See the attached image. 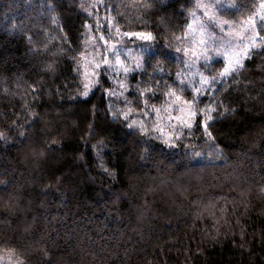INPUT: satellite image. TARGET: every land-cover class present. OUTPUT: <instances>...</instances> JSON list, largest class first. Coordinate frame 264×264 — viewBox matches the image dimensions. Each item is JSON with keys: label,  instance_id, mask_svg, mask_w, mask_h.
Here are the masks:
<instances>
[{"label": "trees", "instance_id": "trees-1", "mask_svg": "<svg viewBox=\"0 0 264 264\" xmlns=\"http://www.w3.org/2000/svg\"><path fill=\"white\" fill-rule=\"evenodd\" d=\"M232 1L241 18L258 0ZM193 4L103 0L115 26L154 37L135 83H153L155 66L176 72ZM88 5L0 0V253L17 264H264V46L214 93L212 138L197 116L171 147L127 127L100 87L80 95Z\"/></svg>", "mask_w": 264, "mask_h": 264}, {"label": "rangeland", "instance_id": "rangeland-1", "mask_svg": "<svg viewBox=\"0 0 264 264\" xmlns=\"http://www.w3.org/2000/svg\"><path fill=\"white\" fill-rule=\"evenodd\" d=\"M196 2L208 5L206 9H201L200 11H207L209 16L215 14L217 19L221 22L223 33L226 35L232 33L244 34L248 28L253 27L252 20L254 19L255 25L252 36L255 37V42L260 45L259 48L264 46V40L260 39L264 36L260 33L259 20V16H264V0H258L251 12L241 18H232L228 14V11L233 9L232 7H229V5L234 3L232 0H224L225 7L219 10L216 9L215 5L211 4V0H196ZM102 4L103 0H89L87 8L89 19L84 31L83 52L80 55L77 64L81 76V93L84 91L83 85L85 83L89 84L92 89L89 92V95L96 88H99V85H103V87L100 88L110 98L111 110L114 113L121 114V116L129 111L135 113L128 117V121L131 123L135 120L138 125H141L139 129L142 132L153 134L152 136L162 140L164 143L167 140V145L174 144L175 142V140H170L169 137H181L186 132H189L188 129L173 132L171 125L177 124V120L173 119L170 121V116L181 117L188 123L192 124V127L196 117L200 116L201 109L205 110V120L209 114L213 117L214 111L208 113L207 110L209 108L214 109L212 97L225 80L219 81L213 85L212 94L206 93L194 100V89L199 87L195 82L194 77L196 76V73L199 72L204 77L211 79L213 75L221 72L227 65L228 59L233 57V51L230 50L226 44H221L219 46L212 44L209 48L202 47L199 41L206 39V37L203 36L200 31L196 30L195 21L190 16L189 22L186 25L183 34L180 36L182 40L178 42L176 48L189 49L191 52H194L195 55H187L183 52L173 51L174 65L176 67V72L174 74H170V70L166 69L164 72L160 67L155 66L153 68V72L155 73H149L150 80H152L151 82L153 83H149L147 80H144L143 82L141 78L135 83L132 80V76L144 69L146 57L152 52V48L145 51L141 47L145 44L144 41L133 38L134 42H129L127 37H124L122 34H147L149 32L143 30L125 31L120 29L113 24L112 18L109 14L104 12ZM200 11H197L195 4H193L190 14L195 12L200 20H204V17L200 15ZM189 24L193 25L194 31L187 33L186 36V29ZM106 27L118 28L121 34L119 39L110 38L109 32L105 30ZM207 31L213 32L216 36L221 35L220 29L209 27ZM116 35L115 32L111 34L112 37H115ZM101 36L108 42L109 46L117 45L119 47L121 41L123 42L124 46L120 47L119 59L124 67L134 69L137 62H139L142 67L135 71L130 70L125 73L120 65L116 63V59L113 57L111 51L105 50L103 42L99 39ZM246 46L250 47L247 42ZM213 48L215 49V52L212 51ZM237 50H243V48ZM202 52H206L209 56L215 57L211 61V69H206L203 66L204 61L196 58ZM217 52L223 53V55L216 56ZM252 52H250V54ZM104 59H107L109 64L113 65V67H109L106 70L103 65ZM190 61L194 63L190 64ZM218 61H221V64L218 63ZM96 64H100L101 67L97 69L95 67ZM155 77H157V79H155ZM177 80L189 81V83L185 87L179 85ZM152 84H154V86H152ZM170 91L175 92L176 97H179L178 101L175 97L167 95ZM178 104L182 109L181 111L176 110ZM152 108L158 110L155 115L151 112ZM193 112L196 113L195 116L192 115ZM141 113L144 114L142 115ZM156 129H163V132L160 133L156 131ZM0 264H17V259L9 253H0Z\"/></svg>", "mask_w": 264, "mask_h": 264}, {"label": "snow or ice", "instance_id": "snow-or-ice-1", "mask_svg": "<svg viewBox=\"0 0 264 264\" xmlns=\"http://www.w3.org/2000/svg\"><path fill=\"white\" fill-rule=\"evenodd\" d=\"M193 3L195 4V7L197 9V11H200L201 9H206L208 7V5H205L203 3H197L196 0H193ZM211 4L215 5L216 9H223L225 7V2L224 0H211ZM144 7H147V5H144ZM229 7L232 8H237L236 4H231L229 5ZM239 10V9H237ZM200 15L204 17V20H200L196 13L193 12L190 14V16L192 17V19L195 21L196 24V30L200 31L201 34L203 36L206 37V39H202L199 41L200 45L204 48H209L210 45L212 44H216L217 46L221 45V44H226L227 47L233 51V57L228 59V63L227 65L223 68V70L221 72H218L216 75H213L211 77V79H208L207 77H204L201 73L197 72L196 76L194 77L195 82L199 85V87L194 89L195 92V97L194 100L197 99L199 96L205 95L207 94H212L213 92V85H215L216 83H218L219 81L222 80H226L229 77H234L237 73H239V71L244 67L243 64V60L244 59H250V52L255 51L256 49H258L260 47L259 44H257L255 42V37L252 36V32L254 31V25H255V20H252V24L253 27L252 28H248L246 30V32L244 34H236V33H232L229 35H226L223 33V27L221 25V22L217 19L216 15L213 14L211 16L208 15L207 11H200ZM259 20H260V30L264 31V16H259ZM211 27L213 29H220L221 31V35L216 36L213 34V32L211 31H207V29ZM106 31L109 32L110 34V38H114V39H119V36L121 35L119 32L118 28H107L105 29ZM193 25L189 24L187 29H186V36L187 33H191L193 32ZM115 32L117 35L115 37H112L111 34ZM124 37H127L129 42H134L133 38L144 41L145 44L142 45L141 47L143 48V50L147 51L149 48H152V41L154 40V37L151 35V33H123L122 34ZM99 39L103 42L104 46H105V50L106 51H111L113 57L116 59V63L118 65H120V67L122 68V70L127 73L128 71H135L136 69H139L142 67V65L137 62L136 66L134 69H129L127 67H124L123 63L120 61L119 59V51H120V47H123V42L121 41L120 46L118 47L117 45H112L109 46L108 42L106 40H104V38L101 36L99 37ZM175 39L177 41H181L182 38L181 37H175ZM261 40H264V37L260 38ZM246 42L247 44L250 45V47L246 46ZM235 46V48H234ZM164 47H171L170 45H165ZM243 48V50H237ZM175 52H183L184 54L187 55H195L194 52H191L189 49H180V48H176L174 49ZM213 52H215V49H212ZM157 54L155 51H153V55ZM160 55H167L166 52H161L158 53ZM223 53L217 52L216 56H222ZM199 60H203L204 61V67L206 69H211V61L215 58L212 56H209L206 52H202L200 53L199 56L196 57ZM194 63L192 61H190V64ZM103 65L105 66V69L107 70V68L109 67H113V65L109 64V61L107 59H104L103 61ZM95 67L98 69L101 67L100 64H96ZM235 82V81H233ZM177 83L181 86H187L189 81H184V80H177ZM84 87V91L81 93V95L83 97H88L89 92L92 90L91 87L89 86V84L85 83L83 85ZM99 87H103V85H99ZM150 91V90H149ZM168 96H172L175 97V99L178 101L179 97H176V94L174 91H170L167 93ZM177 111H181L182 109L180 108L179 104L177 105ZM158 110L155 108L151 109V112L153 115L156 114ZM166 111V110H165ZM204 109L200 110V116H201V129H203L209 139H211V133L207 132V128H208V122L213 120L212 115H208L207 119H204ZM208 113H211L213 111H215V109L209 108ZM135 113L129 111L128 113H124L123 117L124 120L127 121L128 117L131 115H134ZM142 115L144 113H141ZM193 116L196 115L195 112L192 113ZM217 115H220V113H217ZM114 118H118L117 114H113ZM177 120V124L175 125H171L172 127V131L173 132H178L182 129H188L189 131L192 128V124L188 123L186 120L182 119L181 117H169V120ZM129 128H140L141 125H138L137 122L135 120H133L131 123L126 125ZM156 131L162 133L163 129H156ZM170 140H178L181 139V137L179 136H172L169 137ZM165 143H168V141L166 140ZM169 146L174 147L175 144H169ZM20 264H23V262L21 261Z\"/></svg>", "mask_w": 264, "mask_h": 264}]
</instances>
